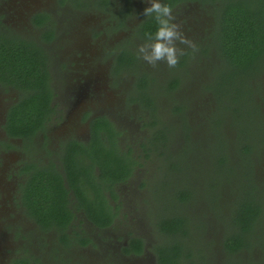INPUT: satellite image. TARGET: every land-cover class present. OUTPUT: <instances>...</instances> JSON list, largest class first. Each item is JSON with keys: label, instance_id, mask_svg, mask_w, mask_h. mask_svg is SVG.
I'll return each instance as SVG.
<instances>
[{"label": "rangeland", "instance_id": "rangeland-1", "mask_svg": "<svg viewBox=\"0 0 264 264\" xmlns=\"http://www.w3.org/2000/svg\"><path fill=\"white\" fill-rule=\"evenodd\" d=\"M33 1L0 0V7L20 10L24 4ZM144 2L141 5L145 6ZM192 8L191 14L192 11L196 13V4ZM13 10L1 13L2 26L6 23L16 25L15 19H12ZM80 13L70 30L73 36L68 45L74 49L72 58L70 56L66 61V68L58 71L71 76L73 66L74 70L78 67V72L84 73L90 80L100 79L92 87L88 86L91 90L98 87L99 99L105 103L94 109H99L97 113L107 114L114 120L121 132V149L131 150L137 162L128 180L116 186L118 198L113 197L111 201L118 208L116 223L104 231L106 233L95 232V236L103 241L118 233L123 238L124 233L125 236H138L145 247L140 264H159L155 246L170 239L159 231L156 222L158 217L178 213L189 218L190 227L189 235L179 239L182 249L176 255L177 264H226L231 259L242 264H264V250L260 245L254 246V243L249 249H241L235 255H230L223 243L225 235L233 231L232 207L237 208L245 200L249 186L253 149L251 137L255 132L261 134L260 121L256 116L260 114L255 112L256 106L250 100L259 93L261 86L258 85L257 90L252 89L244 76L240 77L237 79L240 90L235 91V85L223 89L217 93L219 101L211 105L209 94L205 95L209 92L207 84L213 83L214 65L215 68L225 65L217 60L218 55L202 52L199 49L202 39L199 41L194 34L184 36L196 45L197 50L193 52L186 44L178 43L179 49L191 52L184 54L182 63H179L178 55L175 67L170 68L163 62L153 67L140 59L139 67L115 69V58L119 51L116 45L130 36L127 37L124 31L116 33L106 28L111 23L110 18H102L96 10H83ZM173 16L174 22L181 28L186 22V14L179 10L173 11ZM202 17L204 26H209L211 18L206 10L199 18ZM132 38L134 50L145 42L135 36ZM142 72L148 73L152 79L148 83V91L157 103L156 113L136 98L138 76ZM172 77L178 78L179 82L178 87L169 92L166 86ZM257 78L264 82L263 77ZM59 84L56 83L57 91L62 88H58ZM68 94L67 91L64 96L55 99L56 113L45 129L36 135L38 145L46 142L50 148H55V142L63 136L86 137L88 103L94 97L88 99L91 94L87 91L82 103L68 112L70 109H61L68 104L67 100L71 97ZM13 95L12 91L0 85V118L1 108ZM262 97L257 100L260 108H264V94ZM72 126L74 130H65ZM157 129L167 137L165 144L152 140ZM12 141L8 145H0V198L1 194H5V180L10 177L16 159L19 157L18 162L23 156L21 147H18L20 139ZM221 150L226 152L228 164L220 162ZM40 155L45 159L48 157L44 153ZM253 156L260 157L264 163L262 147ZM258 174L260 177L261 170ZM181 189L188 190L184 197L178 196ZM7 219L4 208H0V224ZM3 229L4 225H0V232ZM4 232H7L6 226ZM0 242L1 252L6 242L4 239ZM10 246L19 251V244ZM184 249L188 251V257Z\"/></svg>", "mask_w": 264, "mask_h": 264}, {"label": "flooded vegetation", "instance_id": "flooded-vegetation-1", "mask_svg": "<svg viewBox=\"0 0 264 264\" xmlns=\"http://www.w3.org/2000/svg\"><path fill=\"white\" fill-rule=\"evenodd\" d=\"M222 1L227 2L228 0H182L176 3V5L172 7L173 11L176 12L181 10L183 14H186V22H184L183 26L180 28L183 35L189 36L196 33L194 35H196L197 39L200 41L201 38L199 36L202 34L200 32V26L202 25V29L204 30V23L203 17L202 19L199 17L204 15L205 6L220 11ZM237 1L241 2L245 0ZM141 2H144V0H35L28 4H24L20 10L19 8L13 10V8L9 7V9L13 10L14 18L12 17V19H15L14 23H16V25L6 23L3 24V27L0 23L1 33L6 32L8 36L36 42L31 49L23 43H20V47L22 49L21 51L29 52L42 58L44 63L41 64V67L49 76L47 80V89H50L48 95H50L49 105L51 110L48 112L49 116L45 122V127L48 125L54 113H56L55 99L64 96L65 92L68 91V95L71 97L67 100L68 104L61 107V109H70L68 112H71L78 104L82 103L84 94L87 91L91 94L88 99L94 97L92 102L88 103L89 109L87 115L89 117L87 120L86 137L77 138L72 135L63 136L59 141L55 142V148H50L46 145V142H42L41 145H38L36 137L25 142L20 139L18 147H21L20 152L23 154V156H21L23 159L21 158L22 160L20 159L18 162L17 160L19 157L16 159L10 171V177L7 178V181L5 180V194H1L2 197L0 198V208H4V213L8 217L5 222L0 224L4 225V229L6 226L7 230V232H4L3 229V231H1L3 233L0 232V240L4 239V242H6V246H3L0 252V264H14L16 261L20 260L21 263L19 264H25L24 261H31L29 264H140V256L144 254L143 251L145 247L142 248L141 252H137L135 250L136 244L134 243V239L137 238L140 240V237L134 235L125 236L124 233L123 238L118 233L113 235L110 239L103 241L95 236V232L106 233L104 231L110 228L113 223H116L118 208L115 207L116 204L114 205L111 203L116 211V216L110 224L103 221H94L91 218L92 215L87 213L80 196H86L84 199L87 202L93 200L94 193H92L91 186L87 182L81 183L83 186L81 190H66V209L61 211V213H57L54 206L49 203L52 199L51 195H49L45 201L43 199L44 193L35 190L31 197V202L28 203L27 200L25 202L23 190L26 188V185H28L27 174H25V168L28 163H36L40 168H44V164H46V167H49L50 163H53L57 169L61 170L63 167V156L71 151V147L69 146L75 144V142L78 144H88L84 146L86 154L87 148L91 149V145L89 144L90 122L93 118L102 117L114 122L107 114L97 113L99 109H94V107L99 108L98 106L105 105V103L99 99V88L93 87L91 90L88 86L91 85L92 87V84L98 83L100 79L96 78L90 80L84 73L78 72V67L74 70L73 66L72 71H70L71 76L67 73L62 75L58 71L66 68V61L69 60L71 52L73 53L74 49L68 45L73 36L70 30H72V26L75 25L77 17H80V12L83 10H96L102 18H110L111 23H108L106 28L109 27L110 30L116 33L124 31L127 37L130 36L124 38L125 41H121L122 44L120 42L119 45H116L118 46L116 50L119 49V51L115 58V69L119 68V65H117V57L120 54L131 57V64L125 66V68H133L135 66L139 67L138 64L141 63L142 60L140 61V58H138L137 50L132 48V41L134 40L132 37L135 36V38H140L145 41V37L141 35L139 27L142 21L147 17L143 15V9L150 6L148 0H145V6L141 5ZM161 2L163 3L164 0H161ZM195 4L197 12L195 13V11H192L193 13L191 14L190 9L194 10L192 6ZM9 9L0 7V16L4 10L6 12ZM10 14H12V12H10ZM194 14H196V16ZM23 25H25V27L22 28ZM28 26L31 28H28ZM217 28L220 30L219 24ZM201 36H204V32ZM218 41L219 37L217 39V42ZM202 45H204L203 39L201 44H199V49L201 51H203ZM183 52L185 54L188 51L186 50ZM185 55H180L179 63L183 62ZM127 60L126 58L125 61ZM217 60L221 64L227 65L226 60L221 57H218ZM142 74L148 75V73L142 72L139 74V77ZM244 75V79L247 84L249 82L250 88L257 90V86H261L259 93L252 98L253 100H261V98H263L262 94H264V82H260L257 77L259 76L260 79L263 77L264 80V53L254 66L250 65V70L248 73H244ZM148 79L150 80L151 78L148 76ZM56 83H60L58 88L62 86L58 91ZM0 85L8 88L12 91V94H14L12 99L1 108L0 137L2 138L0 139V145H8L14 142L12 140L19 139L8 136L5 129L9 109L17 103L19 98L23 99L28 97L27 94L29 91L27 90H35L38 95L42 96L40 93L44 91L43 88L45 87L41 85L35 86L34 82L26 81L21 84L23 88H20L13 83L7 82L5 79L0 80ZM136 98L138 101H142L140 95L137 94ZM260 107L261 104L259 107L255 108V112L258 111L260 114H256V116L260 121L261 134L255 132L252 133L251 137L252 144L250 145L253 147V149H251L250 161L252 173L248 187L249 191L259 198L262 211V215L256 227V231L260 233V235H255L253 240L251 237L250 241L260 240L259 243L264 244V163L260 157L253 156V153L259 151L260 147L264 149V117H262V114L264 115V108ZM65 130H74V127L65 128ZM39 132L40 131H38V133ZM40 153L47 154L48 157L45 159ZM75 156L80 162L85 160L92 165L93 160L91 161L89 156L83 155L81 150L78 151ZM94 168L97 170L99 167L95 165ZM260 170L262 177H259L258 174ZM60 175L63 176V179H66L64 174ZM98 175L99 174L95 172V176H97L96 182L101 187L100 192L105 199L111 202V190H109L108 184L101 182V177ZM115 189L113 190L116 193ZM79 191H83V194L76 193ZM77 195H79V198ZM41 204H43L49 212L43 219H41V215L38 214V211H43ZM235 213L236 208L232 207V218L237 217V213L236 217ZM9 217L11 218L9 219ZM232 225L234 227L236 226V220ZM13 238H15V240ZM13 243L19 244V251H16L13 249V246H10V244ZM93 249L95 250L91 251ZM262 249L264 250L263 247ZM185 256L188 257L189 254L186 253Z\"/></svg>", "mask_w": 264, "mask_h": 264}, {"label": "trees", "instance_id": "trees-1", "mask_svg": "<svg viewBox=\"0 0 264 264\" xmlns=\"http://www.w3.org/2000/svg\"><path fill=\"white\" fill-rule=\"evenodd\" d=\"M180 1L182 0H164L163 3L173 7ZM205 10L206 14L211 18V24L206 27L203 26L204 30L202 25L200 26V32L202 34L204 32V36L202 37V34H200L199 37L205 40L204 45H202V52H208L210 55L212 53L216 54L218 55L217 57H221L227 62V65L221 68H215V65L213 83H211L212 85L210 82L207 84L209 92L205 95L209 94L208 98L212 102L211 105H215V102L219 101L216 97L217 93H220L223 89H228L232 85H235L234 90L237 91V79L243 76L245 78L244 73H248L250 65L254 66L264 53V0L222 1L220 11L207 6H205ZM218 24L220 30L217 28ZM139 30L144 37L147 33H154L156 31L154 18L147 16L142 21ZM218 37L219 41L217 42ZM20 43L27 45L29 49L36 44L33 40H23L8 36L6 32H0V80L5 79L20 88H23L21 84L26 81L34 82L35 86L41 85L45 87L43 88L44 91L40 93L42 96L38 95L35 90H27L29 91L28 97L19 98L17 103L9 109L6 118V132L8 136L22 139L25 142L34 139L38 131L45 128V122L51 107L49 105L50 95H48L50 89H47L49 76L41 67L44 61L29 52L21 51ZM187 51L188 53L191 52L190 50ZM126 58L128 59L127 61H125ZM131 62L130 56L120 54L117 57V65H119L120 69L130 65ZM150 80L147 74L138 76L135 94L140 95L141 102L145 107L156 113L158 109L157 103H155L153 95L148 91ZM178 82V78L172 77L167 83V90L169 92L174 91L178 87ZM250 102L254 106L259 107L257 100L251 99ZM157 130L158 132H154L153 137H151L152 140L154 142L161 141L165 144L167 137L164 136L162 130ZM120 133V130L112 120L96 117L90 122L89 144L91 149L87 148V154L84 146L88 144L75 142V144L69 146L71 151L63 156V167L61 170L57 169L53 163H50L49 167L44 164V168L38 167L36 163H28L25 168L28 185L23 190L25 202L27 200L30 203L34 191L38 190L44 193L43 199L45 201L51 195L52 199L49 203L54 206L57 213H61V211L66 209V190H81L83 189L81 183L87 182L91 186L92 193H94L93 200L88 202L84 199L86 196L80 195L87 213L92 215L91 218L94 221H103L110 224L116 216V211L112 207L111 202L101 194V187L96 182L97 176H95V172L101 177V182L108 184L112 198L117 199L113 189L119 182L128 180L134 165L137 163L131 150L123 151L121 149L119 142ZM80 150L83 155H87L91 158V161L93 160L92 165L85 160L80 162L77 159L75 155ZM223 151L219 152L220 162L228 164L226 152ZM95 165L99 167L97 170L94 168ZM60 174H64L66 179H63ZM187 191L186 189L179 190L178 196L184 197ZM76 193L83 194V191ZM77 197L79 198V195ZM41 207L43 211H38V214L43 219L49 212L43 204H41ZM236 213V218L231 217V225L236 220V226L232 225L233 231L226 234L223 241L229 254L235 255L241 249H249L254 243V246L260 245L261 248H264V244L259 243L260 240L250 241L251 237L253 240L255 235H260V233H257L256 227L262 211L259 198L249 191V187L245 200L238 205ZM158 218L159 220L156 222L157 228L171 240L155 246L158 262L159 264H177L178 258L176 255L182 249L179 239L189 235V218L178 213ZM134 243L136 244L135 250L141 252L143 240L135 238ZM168 245L171 246L166 247ZM184 252L185 255L188 253L186 249H184ZM24 262L29 264L31 261ZM19 263H21V260L16 261L14 264ZM226 264L242 263L236 259H231Z\"/></svg>", "mask_w": 264, "mask_h": 264}, {"label": "clouds", "instance_id": "clouds-1", "mask_svg": "<svg viewBox=\"0 0 264 264\" xmlns=\"http://www.w3.org/2000/svg\"><path fill=\"white\" fill-rule=\"evenodd\" d=\"M150 6L143 9L144 16H152L156 22V31L147 33L145 42L138 46V58L143 59L149 65L155 67L158 62L165 63L168 67H175L178 63V55H184L177 44H186L193 52L196 45L188 40L180 31L173 16L170 5L161 0H148Z\"/></svg>", "mask_w": 264, "mask_h": 264}]
</instances>
